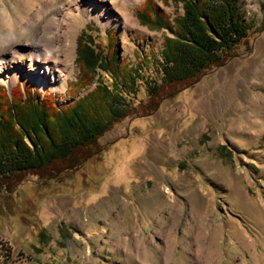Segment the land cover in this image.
I'll list each match as a JSON object with an SVG mask.
<instances>
[{
	"label": "rangeland",
	"instance_id": "obj_1",
	"mask_svg": "<svg viewBox=\"0 0 264 264\" xmlns=\"http://www.w3.org/2000/svg\"><path fill=\"white\" fill-rule=\"evenodd\" d=\"M145 1L128 4L129 21L115 8L120 22L85 15L71 24L64 91L28 78L0 82L10 95L28 83L54 93L58 106L74 101L95 85L72 95L77 38L90 25L101 45L113 30L121 57L139 69L135 92L122 91L130 113L98 138L102 156L57 179L27 175L15 192L0 194V264H161L167 253L169 264H199L207 254L209 264H264V0H239L252 24L247 40L192 86L167 90L154 110L145 106L147 85L161 81L165 31L141 23L136 10ZM39 2L0 0V30L25 22ZM21 32L11 42L24 48L31 35ZM100 78L111 87L109 72Z\"/></svg>",
	"mask_w": 264,
	"mask_h": 264
},
{
	"label": "trees",
	"instance_id": "obj_2",
	"mask_svg": "<svg viewBox=\"0 0 264 264\" xmlns=\"http://www.w3.org/2000/svg\"><path fill=\"white\" fill-rule=\"evenodd\" d=\"M162 1L174 7L172 15L154 0L136 10L142 24L165 31L161 81L147 85L145 106L150 110L167 90L177 93L210 68L222 66L252 27L244 21L239 0ZM91 26L77 38L79 73L72 95L95 80L92 89L63 106L56 104L54 93H42L28 83L14 87L12 95L0 92V194L15 192L27 175L57 179L99 158L104 148L98 138L130 113L122 91L135 92L138 65L121 57L113 30L105 31L107 41L101 45ZM100 70L113 77L111 87L100 78Z\"/></svg>",
	"mask_w": 264,
	"mask_h": 264
},
{
	"label": "bare ground",
	"instance_id": "obj_3",
	"mask_svg": "<svg viewBox=\"0 0 264 264\" xmlns=\"http://www.w3.org/2000/svg\"><path fill=\"white\" fill-rule=\"evenodd\" d=\"M133 1L137 0H40L38 11L26 13L25 22L19 19L17 26L12 21L10 28L0 30V73L3 74V77L0 74V82L11 84L17 79L28 78L44 89L51 87L64 91L72 72L71 24L80 21L85 15L97 17L104 25L122 21L121 14L122 19L127 21V6ZM55 3H61L62 8L52 11ZM115 8L122 12L121 17L113 11ZM46 10L50 12L40 22V17ZM22 29L31 35L28 39L30 43L24 48L11 42L20 37ZM61 49L65 51L66 60L61 57ZM23 56L27 59L26 65L19 63ZM195 243L198 244L197 241ZM200 250L201 246L198 245L196 252L200 253ZM169 260L167 253L161 264H169ZM210 260L207 254L198 263L209 264Z\"/></svg>",
	"mask_w": 264,
	"mask_h": 264
}]
</instances>
